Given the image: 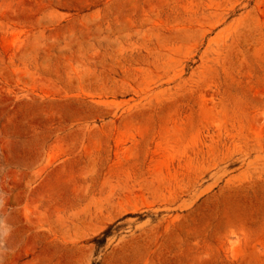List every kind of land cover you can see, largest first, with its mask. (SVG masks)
I'll return each mask as SVG.
<instances>
[{"label": "rangeland", "instance_id": "obj_1", "mask_svg": "<svg viewBox=\"0 0 264 264\" xmlns=\"http://www.w3.org/2000/svg\"><path fill=\"white\" fill-rule=\"evenodd\" d=\"M0 264H264V0H0Z\"/></svg>", "mask_w": 264, "mask_h": 264}]
</instances>
